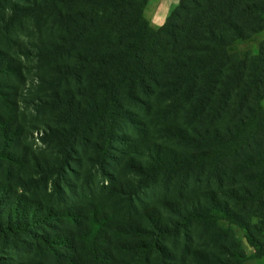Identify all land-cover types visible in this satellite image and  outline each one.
I'll return each mask as SVG.
<instances>
[{
    "label": "trees",
    "instance_id": "obj_1",
    "mask_svg": "<svg viewBox=\"0 0 264 264\" xmlns=\"http://www.w3.org/2000/svg\"><path fill=\"white\" fill-rule=\"evenodd\" d=\"M148 1L49 0V14L66 33L53 46L61 60L58 66L74 70L75 58L83 80L96 87L94 104L86 110L73 107L69 95L63 104L81 124L82 135L97 114L101 165L119 141L121 123L134 122L129 105H141L147 112L158 107L174 122L170 131L185 151L155 150L149 155L154 164L146 168L135 160L133 155L143 154L134 149L128 164L144 180L163 171L177 170L186 177L204 171L219 191L210 188L194 203L166 198L165 205L177 206L172 211L182 218L181 225L203 217L226 218L244 228L251 245L264 253V241L256 236H264V38L255 49L238 48L264 31V0H180L156 28L145 15ZM30 7L0 0L4 13L11 8L22 14ZM4 59L0 55V73L11 66ZM76 75L81 77L75 68L66 80ZM9 122L0 114V161L17 164L21 160L7 151ZM4 194L0 190V233L35 237L54 258L65 259L58 264H130L110 257L113 247L137 250L147 264L152 252L161 258L170 255L163 240L180 225L172 228L153 205L145 204L138 213L144 222L120 223L94 201L53 209L38 202L26 206L18 193L11 198ZM57 221L64 224L56 234L38 232ZM120 235L139 240L122 242ZM194 256L201 264H240L202 250H194Z\"/></svg>",
    "mask_w": 264,
    "mask_h": 264
},
{
    "label": "rangeland",
    "instance_id": "obj_2",
    "mask_svg": "<svg viewBox=\"0 0 264 264\" xmlns=\"http://www.w3.org/2000/svg\"><path fill=\"white\" fill-rule=\"evenodd\" d=\"M13 1L31 7L22 14L11 8L5 9V13L0 11V55L6 56L4 60L11 63L6 72L0 73V91L3 93L0 114L10 121L8 134L11 139L7 151L21 160L17 164L0 161L3 197L11 198L18 193L26 206L38 202L41 207L53 209L94 201L120 223L144 222L138 213L145 204L153 205L161 210L164 222L172 228L177 226L176 222L180 225L177 232L163 240L171 250L170 255L161 258L152 252L147 264H201L194 256V250L239 260L240 264H264V253L251 245L244 228L226 218L211 220L209 217L181 225L182 218L172 211L177 206L174 204L169 208L165 205L166 198L179 204L194 203L210 188L219 191L204 171L190 172L187 177L177 170L163 171L144 180L128 164L134 149L143 154L133 155L135 160L146 163V168L154 164L149 155L155 150L179 154L185 151L170 131L174 122L156 111L158 107L147 112L141 105H129L134 122L121 123L117 129L119 141L114 142L106 162L101 165L97 146L102 141V133L97 114L92 116L90 130L82 135L81 124L70 117L63 104L69 95L73 107L84 111L96 98L92 92H96V87L83 80L85 74L75 58L71 65L74 70L63 68L62 64L58 66L61 60L55 58L53 46L64 40L65 27L49 14V0H36L38 5L33 3L34 0ZM179 1L149 0L145 15L151 26H161ZM262 38L264 31L240 43L238 48L241 51L255 49ZM75 68L81 77L76 75L66 80ZM1 138L0 128V143ZM148 150H152L151 153L148 154ZM63 224L57 221L52 226L43 225L38 232L51 236ZM113 236L116 240V235ZM256 236L264 241V236ZM117 240L136 242L139 237L120 235ZM111 251L110 257L124 258L130 264H143V257L137 250L113 247ZM38 261L58 264L65 259L54 258L35 237L25 233H0V264Z\"/></svg>",
    "mask_w": 264,
    "mask_h": 264
}]
</instances>
